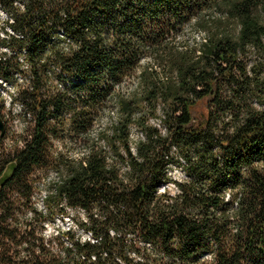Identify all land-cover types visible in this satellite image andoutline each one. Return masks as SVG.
<instances>
[{"label": "trees", "instance_id": "trees-1", "mask_svg": "<svg viewBox=\"0 0 264 264\" xmlns=\"http://www.w3.org/2000/svg\"><path fill=\"white\" fill-rule=\"evenodd\" d=\"M0 7V46L29 68L8 103L33 120L0 167L15 163L0 185V264H264V0ZM18 55H0L4 81ZM68 136L81 154H52ZM44 168L54 179L38 210L30 177ZM66 209L83 212L75 225L89 240L70 229L44 239L42 224Z\"/></svg>", "mask_w": 264, "mask_h": 264}, {"label": "rangeland", "instance_id": "rangeland-1", "mask_svg": "<svg viewBox=\"0 0 264 264\" xmlns=\"http://www.w3.org/2000/svg\"><path fill=\"white\" fill-rule=\"evenodd\" d=\"M7 19L8 16L6 15V13L0 9L1 24L2 21H6ZM4 36L5 34L3 33L2 37ZM189 38H192L194 40H200L201 34L195 32L189 35ZM4 53H6V55H8L9 53H16L18 55L19 51L9 50L5 47L0 46V55ZM18 60L21 65L19 69L10 71V81H4L0 77V116L5 122L4 134L2 137H0V167L4 166L5 162L11 157L13 150L15 148L20 147L23 140L27 138L33 124V120H31L32 117L29 113H23L21 107L18 104L8 103L9 98L11 97L13 92H16V90L26 89L28 85V65L26 61L23 60L22 57L19 55ZM53 75L54 74L51 73L49 82H47V85H50L52 88L57 85V82L55 81L56 77H53ZM136 76L137 73L131 76V78L127 79L124 87L132 89V86L134 85V82L136 80ZM106 117L107 115L102 117V123H105L107 121ZM153 122L155 124H158V121ZM130 133V139L132 143L138 138V136L141 135L135 128L131 129ZM64 139L65 144L59 139L52 140L50 152L54 154L55 152L58 153V151H60L63 155H67L72 159L77 158L83 151L81 145L78 142H75L72 137L68 136ZM169 174L170 177L178 181L184 178L181 173V170L174 167L169 170ZM30 179L32 181V192L30 195V202L38 210H42V198L44 197V190L48 187L49 181L54 179V173L52 170H47L46 168H44L43 170H35L34 173L31 175ZM160 187L161 189L164 188L163 185H161ZM166 190L170 193H174V188L172 185H169ZM14 195L12 196L14 197ZM66 211L67 212L64 213L63 216H55L53 219H51V221L42 224V226L44 227L42 230V236L44 237V239L57 238L59 239V241H63V237L58 238L57 234L68 231V229H70L72 231V236L74 239L78 238L82 241L89 240L88 234L86 232H83L79 227L75 225L79 221H81L82 218H84L83 212L79 209H66ZM125 238L133 239L134 235L127 233L125 235ZM59 241L52 240L50 245L54 250L59 248ZM140 244L141 246H143L142 243ZM145 248L148 251H150L151 249L149 246H146ZM127 254H130V257H133L135 260L138 259V257L131 254V251L129 250L127 251ZM199 262H201V264H208L210 262L209 255L202 256Z\"/></svg>", "mask_w": 264, "mask_h": 264}, {"label": "water", "instance_id": "water-1", "mask_svg": "<svg viewBox=\"0 0 264 264\" xmlns=\"http://www.w3.org/2000/svg\"><path fill=\"white\" fill-rule=\"evenodd\" d=\"M5 130V122L2 120V117L0 116V137L3 136ZM15 163L9 162L5 165V168L3 172L0 175V185L3 184L6 180L10 178V176L13 174V171L15 169Z\"/></svg>", "mask_w": 264, "mask_h": 264}, {"label": "bare ground", "instance_id": "bare-ground-1", "mask_svg": "<svg viewBox=\"0 0 264 264\" xmlns=\"http://www.w3.org/2000/svg\"><path fill=\"white\" fill-rule=\"evenodd\" d=\"M0 9L3 10L1 7H0ZM166 186H167V185H165L164 188H165ZM164 188H162V189L160 188V190H163Z\"/></svg>", "mask_w": 264, "mask_h": 264}]
</instances>
